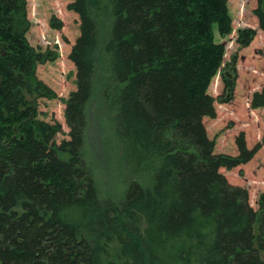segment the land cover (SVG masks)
Listing matches in <instances>:
<instances>
[{"label": "trees", "instance_id": "trees-1", "mask_svg": "<svg viewBox=\"0 0 264 264\" xmlns=\"http://www.w3.org/2000/svg\"><path fill=\"white\" fill-rule=\"evenodd\" d=\"M66 7L79 20L68 55L76 88L64 101L69 137L57 142L60 123L37 109L55 95L36 75L51 57L26 36L27 0H0V264H264V199L254 209L220 171L260 143L248 147L240 131L235 155L216 153L203 123L216 115L212 78L230 92L237 78L214 35L232 30L228 0ZM254 14L264 34L263 0ZM255 34L240 29L237 41ZM97 103L121 143L118 199L100 197L85 150ZM250 106H264V88Z\"/></svg>", "mask_w": 264, "mask_h": 264}, {"label": "rangeland", "instance_id": "rangeland-1", "mask_svg": "<svg viewBox=\"0 0 264 264\" xmlns=\"http://www.w3.org/2000/svg\"><path fill=\"white\" fill-rule=\"evenodd\" d=\"M69 1L27 0L30 28L26 36L31 45L51 57V60L36 65V75L55 93L53 97L38 98L37 109L41 119L60 123L57 142L69 137L64 101L76 88V70L68 55L79 34V20L76 13L67 9ZM257 3L258 0H228L232 30L221 35L214 28L215 39L225 45L224 62L235 57L237 78L232 92L223 86L220 73L212 78L208 92L214 97L216 115L203 117L207 134L214 140L216 153L235 155L237 147L234 140L240 131L244 132L248 147L260 143L246 163L230 169L220 168L230 183L247 189L249 203L254 209L264 199V106H250L252 93L264 88V34L254 14ZM52 17L59 26L51 24ZM247 27L254 28L256 34L249 45L242 46L237 41L238 31ZM92 105L86 154L100 197L118 199L126 186L122 176L121 143L111 127H103L107 123L100 104Z\"/></svg>", "mask_w": 264, "mask_h": 264}]
</instances>
